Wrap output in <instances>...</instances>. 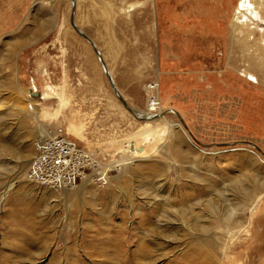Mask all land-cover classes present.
<instances>
[{
    "label": "rangeland",
    "instance_id": "rangeland-1",
    "mask_svg": "<svg viewBox=\"0 0 264 264\" xmlns=\"http://www.w3.org/2000/svg\"><path fill=\"white\" fill-rule=\"evenodd\" d=\"M57 134L106 176L30 182ZM115 238L113 264H264V0H0V264Z\"/></svg>",
    "mask_w": 264,
    "mask_h": 264
},
{
    "label": "built area",
    "instance_id": "built-area-1",
    "mask_svg": "<svg viewBox=\"0 0 264 264\" xmlns=\"http://www.w3.org/2000/svg\"><path fill=\"white\" fill-rule=\"evenodd\" d=\"M106 173L107 170L93 154L80 148L67 135L57 134L35 143L27 179L38 185L65 189L86 177L92 180L94 176L104 178Z\"/></svg>",
    "mask_w": 264,
    "mask_h": 264
},
{
    "label": "bare ground",
    "instance_id": "bare-ground-1",
    "mask_svg": "<svg viewBox=\"0 0 264 264\" xmlns=\"http://www.w3.org/2000/svg\"><path fill=\"white\" fill-rule=\"evenodd\" d=\"M150 100L157 102L155 99H150ZM157 104H158V102H157ZM27 231L29 233H32V232H35V229L29 227V229L27 228ZM26 242L30 246H33V245L36 244V239L27 238ZM118 243H121V240L119 238H115L112 241L110 240V243H106L105 245H102L101 247H96L93 250V255H99L100 252H102V251L103 252L108 251L109 254L108 255L106 254L107 256H105L106 260H103V263H100V264H106V263L107 264H113L114 261L119 260V258L122 256L120 253H118L117 251L114 250V247L116 245H118ZM209 246H211L212 249H213V245L212 244L209 243ZM142 252L144 254H147V255H145L144 258H141V257L140 258L139 257H137V258L135 257V259L132 258V260L135 261V263H133V264H140L142 260H144L146 263L153 262V257H151V255H149V250L147 248H144V249L142 248ZM209 256H210L209 254H206V253H202L201 254L200 253V255L195 256L194 258L188 257L185 260V263H182V264H216V262L214 260H211L209 258ZM122 264H124V263H122Z\"/></svg>",
    "mask_w": 264,
    "mask_h": 264
},
{
    "label": "water",
    "instance_id": "water-1",
    "mask_svg": "<svg viewBox=\"0 0 264 264\" xmlns=\"http://www.w3.org/2000/svg\"><path fill=\"white\" fill-rule=\"evenodd\" d=\"M72 12H74V8H73V10H72ZM71 25H72V27L74 28V30L76 31V33L78 34V35H80L82 38H84L86 41H88L89 43H90V45L92 46V48L94 49V51H95V53H96V55L98 56V58H99V61H100V63H101V65H102V67H103V69H104V72H105V74H106V77H107V79H108V81L111 83V86H112V89H113V91L116 93V95H117V97H118V99L121 101V103L124 105V107L132 114V115H134L135 117L137 116L126 104H125V102H124V100H123V98L119 95V93L117 92V89L115 88V86L113 85V81H112V79H111V76L109 75V72L107 71V68L105 67V64H104V62H103V60H102V58H101V56H100V54L97 52V50L95 49V47L93 46V43L89 40V39H87V37L85 36V35H83V33H81V31H79L78 29H77V27L75 26V24L73 23V22H71ZM34 95L35 96H39V94L38 93H34Z\"/></svg>",
    "mask_w": 264,
    "mask_h": 264
}]
</instances>
